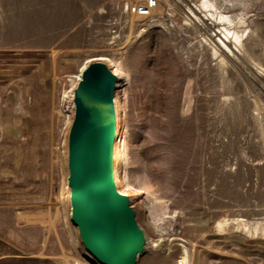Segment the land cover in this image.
I'll use <instances>...</instances> for the list:
<instances>
[{"label":"rangeland","instance_id":"rangeland-1","mask_svg":"<svg viewBox=\"0 0 264 264\" xmlns=\"http://www.w3.org/2000/svg\"><path fill=\"white\" fill-rule=\"evenodd\" d=\"M130 1L0 0V264H102L64 195V94L96 54L121 73L135 264L158 237L187 264H264V0H211L243 33L229 57L214 54L223 24L202 0H159L142 34Z\"/></svg>","mask_w":264,"mask_h":264},{"label":"water","instance_id":"water-1","mask_svg":"<svg viewBox=\"0 0 264 264\" xmlns=\"http://www.w3.org/2000/svg\"><path fill=\"white\" fill-rule=\"evenodd\" d=\"M116 79L107 63L96 59L74 88L68 132L71 221L100 263L135 264L144 251L145 237L128 195L116 189L112 172Z\"/></svg>","mask_w":264,"mask_h":264},{"label":"bare ground","instance_id":"bare-ground-1","mask_svg":"<svg viewBox=\"0 0 264 264\" xmlns=\"http://www.w3.org/2000/svg\"><path fill=\"white\" fill-rule=\"evenodd\" d=\"M198 7V6H197ZM201 10L208 11L205 13L207 18H214L216 21L223 24V26L216 29L211 37H209V41L213 44L214 54L222 56L226 54L228 57L233 55V53L238 52L243 45V33L239 30H232L226 23L232 21V17L222 11H217V7L214 2L211 0H202L201 5L199 6ZM200 10V9H199ZM190 15L192 17L197 16L193 9H190ZM211 20V19H210ZM224 56V55H223ZM96 59H101L107 63L110 69L117 75V79L115 82V87L119 84L121 73L118 64L110 57L104 54H96L87 58L85 62L78 69V72L74 75L70 76V85L71 88L69 94L73 95L74 88L76 87L79 79H81L83 70L89 65L90 62ZM222 59H225L224 57ZM260 72V71H259ZM113 105H114V114H115V122H114V139L112 142V172H113V180L116 189L119 192L124 194H128L129 191H138L136 187H134L127 175L123 170L124 164L127 163L128 158V148L126 136L122 130V103L119 93L114 88L113 95ZM73 119V114H71L66 118L67 132H69L70 124ZM68 142V141H67ZM67 153H68V145H67ZM130 193V192H129ZM65 197L69 203V215L71 217V190L69 185L66 186ZM161 212V211H160ZM162 213V212H161ZM156 217V216H155ZM160 217L158 216V219ZM22 221V220H21ZM223 222V221H222ZM222 223L220 222L219 225ZM77 228V227H76ZM78 230V228H77ZM156 246V251L150 252L148 257V264H156L160 261L164 260L165 264H187V248L184 246L180 254L178 255V259H173V246L170 243L169 239H165L163 237H158L156 242L154 243ZM145 247V246H144ZM167 250H171L168 255H165ZM139 256V255H138Z\"/></svg>","mask_w":264,"mask_h":264},{"label":"built area","instance_id":"built-area-1","mask_svg":"<svg viewBox=\"0 0 264 264\" xmlns=\"http://www.w3.org/2000/svg\"><path fill=\"white\" fill-rule=\"evenodd\" d=\"M159 5V0H135L126 2L125 4V11L131 16V17H137L136 20L137 26L140 29L139 33L142 34L143 32H146L149 28L151 22L154 21L155 18V12L156 8ZM114 32L116 31V28H113ZM64 97L66 99V116L71 113L74 115V101H73V95L70 97L67 92L64 94Z\"/></svg>","mask_w":264,"mask_h":264}]
</instances>
